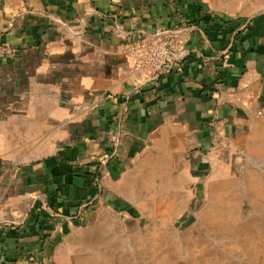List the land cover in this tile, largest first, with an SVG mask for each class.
I'll use <instances>...</instances> for the list:
<instances>
[{
  "label": "crops",
  "instance_id": "crops-1",
  "mask_svg": "<svg viewBox=\"0 0 264 264\" xmlns=\"http://www.w3.org/2000/svg\"><path fill=\"white\" fill-rule=\"evenodd\" d=\"M157 34L185 49L152 78ZM0 46V264H95L139 178L261 175L264 0H0Z\"/></svg>",
  "mask_w": 264,
  "mask_h": 264
},
{
  "label": "rangeland",
  "instance_id": "rangeland-1",
  "mask_svg": "<svg viewBox=\"0 0 264 264\" xmlns=\"http://www.w3.org/2000/svg\"><path fill=\"white\" fill-rule=\"evenodd\" d=\"M260 177L187 180L192 196L138 179L134 228L118 214L119 238L96 244L95 264H264V164ZM162 181V180H160ZM156 188L153 197L146 193ZM153 198V201H152ZM185 200V202L183 201ZM115 237V235H112Z\"/></svg>",
  "mask_w": 264,
  "mask_h": 264
},
{
  "label": "built area",
  "instance_id": "built-area-1",
  "mask_svg": "<svg viewBox=\"0 0 264 264\" xmlns=\"http://www.w3.org/2000/svg\"><path fill=\"white\" fill-rule=\"evenodd\" d=\"M153 35L127 52V57L137 66L145 68L152 78L170 73L176 65V57L185 49L182 38ZM7 54V48L0 46V57Z\"/></svg>",
  "mask_w": 264,
  "mask_h": 264
},
{
  "label": "trees",
  "instance_id": "trees-1",
  "mask_svg": "<svg viewBox=\"0 0 264 264\" xmlns=\"http://www.w3.org/2000/svg\"><path fill=\"white\" fill-rule=\"evenodd\" d=\"M247 29V28H246ZM93 165V164H92ZM98 168H100L101 167V163H98L97 165H96ZM99 176H100V174H99V170H98V172L97 173H95V174H90V175H85L84 176V179H85V181H86V186L88 187V188H97V186H98V179H99Z\"/></svg>",
  "mask_w": 264,
  "mask_h": 264
},
{
  "label": "water",
  "instance_id": "water-1",
  "mask_svg": "<svg viewBox=\"0 0 264 264\" xmlns=\"http://www.w3.org/2000/svg\"><path fill=\"white\" fill-rule=\"evenodd\" d=\"M252 19H253V18L249 19V21H248V25L250 24V22L252 21ZM246 28H247V27H245V29H246Z\"/></svg>",
  "mask_w": 264,
  "mask_h": 264
}]
</instances>
